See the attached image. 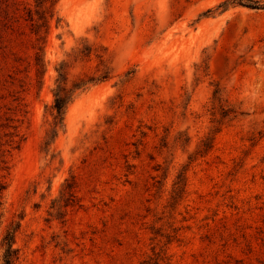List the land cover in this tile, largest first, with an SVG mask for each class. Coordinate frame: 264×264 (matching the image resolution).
<instances>
[{
    "label": "rangeland",
    "instance_id": "rangeland-1",
    "mask_svg": "<svg viewBox=\"0 0 264 264\" xmlns=\"http://www.w3.org/2000/svg\"><path fill=\"white\" fill-rule=\"evenodd\" d=\"M9 3L0 264L10 222L15 264H264V0H60L40 85L22 18L33 1ZM82 41L111 77L52 130L54 68Z\"/></svg>",
    "mask_w": 264,
    "mask_h": 264
},
{
    "label": "trees",
    "instance_id": "trees-1",
    "mask_svg": "<svg viewBox=\"0 0 264 264\" xmlns=\"http://www.w3.org/2000/svg\"><path fill=\"white\" fill-rule=\"evenodd\" d=\"M33 7L26 6L22 18L27 23L29 34L34 38L32 43L33 62L32 67L36 83L41 84L42 76L46 72V63L44 61V44L50 29V23L54 20L55 27H61V19L55 14V7L60 0H32ZM1 5L4 7L1 8ZM9 0H0V11L3 9L5 21L12 20L9 16ZM6 25V24H5ZM97 60L96 70L93 74L83 73L76 77L70 76L72 63L88 62L91 58ZM56 76L51 89L53 95V129L62 125L64 115L68 106L74 99L87 91L90 87L103 83L110 79L111 69L106 64V60L99 50L87 41H82L80 46L72 49L71 61L62 60L55 66ZM217 91L213 92L215 100ZM54 132V131H53ZM64 189L60 192L62 198L72 200L74 198L72 183L66 181ZM179 188V187H178ZM67 206V205H66ZM52 209L59 210L60 205L57 201L52 203ZM19 228L16 222H10L6 228L5 234L1 240L2 257L1 264H15L18 259V250L14 247L15 233Z\"/></svg>",
    "mask_w": 264,
    "mask_h": 264
}]
</instances>
